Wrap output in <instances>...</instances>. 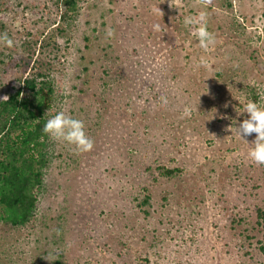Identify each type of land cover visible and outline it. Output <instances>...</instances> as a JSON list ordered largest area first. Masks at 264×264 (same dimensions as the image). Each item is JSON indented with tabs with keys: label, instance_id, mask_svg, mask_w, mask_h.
Instances as JSON below:
<instances>
[{
	"label": "rangeland",
	"instance_id": "rangeland-1",
	"mask_svg": "<svg viewBox=\"0 0 264 264\" xmlns=\"http://www.w3.org/2000/svg\"><path fill=\"white\" fill-rule=\"evenodd\" d=\"M181 3L79 0L63 21L55 0H0L15 41L0 43V98L41 68L50 118L83 120L95 142L77 153L49 137L36 216L0 221V264H264V164L247 158L256 134L239 136L249 114L236 110L264 93V0ZM200 11L207 52L184 24Z\"/></svg>",
	"mask_w": 264,
	"mask_h": 264
},
{
	"label": "trees",
	"instance_id": "trees-1",
	"mask_svg": "<svg viewBox=\"0 0 264 264\" xmlns=\"http://www.w3.org/2000/svg\"><path fill=\"white\" fill-rule=\"evenodd\" d=\"M55 3L62 8L63 21L78 11L79 0ZM19 83L7 101L0 98V221L13 226L28 224L38 210L51 158L50 138L43 127L55 97L54 83L41 68L35 67ZM163 173L172 175L174 170L164 169ZM147 202L148 197L144 204ZM258 218L264 240V210H258Z\"/></svg>",
	"mask_w": 264,
	"mask_h": 264
},
{
	"label": "clouds",
	"instance_id": "clouds-1",
	"mask_svg": "<svg viewBox=\"0 0 264 264\" xmlns=\"http://www.w3.org/2000/svg\"><path fill=\"white\" fill-rule=\"evenodd\" d=\"M211 4L212 0H196V5L203 6L204 8H207ZM170 5L173 8L179 9L182 3L181 0H170ZM153 11L159 15L164 14L161 8H154ZM184 24L185 26H193L191 34L198 38L199 45L205 52L215 45V35L208 30L206 11H200L197 16H186ZM153 29L154 31H160L161 25L154 24ZM107 35L113 36L114 33L108 30ZM0 43L8 48L15 46L14 39L11 38L7 32L0 34ZM207 64L208 61L206 57L201 56L200 65L207 67ZM8 99V96L3 97L5 101ZM161 99L163 103L167 104L166 97H162ZM260 101L261 102L249 100L244 104L243 112L236 109L240 114L244 112L249 114V118L244 119L243 122L239 124L237 131L239 136L243 138L253 133L256 134L255 140L251 143L252 147L247 153V158L257 165L264 164V93H260ZM227 106L226 104L225 107ZM190 114V109L186 108L184 115L189 116ZM85 128L86 126L83 120L75 118L67 114L64 110H61L46 121L43 132L53 140L63 141L69 145H73L77 153H84L91 151L95 143L87 134ZM229 130L232 132L231 127Z\"/></svg>",
	"mask_w": 264,
	"mask_h": 264
}]
</instances>
